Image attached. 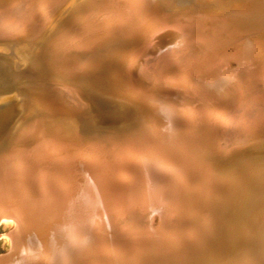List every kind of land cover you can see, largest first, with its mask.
<instances>
[{
  "label": "bare ground",
  "instance_id": "1",
  "mask_svg": "<svg viewBox=\"0 0 264 264\" xmlns=\"http://www.w3.org/2000/svg\"><path fill=\"white\" fill-rule=\"evenodd\" d=\"M162 1L166 10H182L163 13L155 0H73L70 16L54 23L31 54L46 82L24 89L45 115L72 124L83 107L81 91L73 87L100 83L139 104L147 122L142 132L135 128L137 134L130 130L120 140L83 137L86 142L84 129L80 141L74 132L79 129L75 136L57 126L45 129L42 116L20 128L0 152V225L15 227L6 234L13 246L5 264L24 258L39 264H258L264 257L245 255L243 237L256 229L264 235V210H251L261 214L254 221L246 202L247 216L230 229L238 250L217 259L207 242L220 196L216 184L224 173L214 168L215 158L264 147V0H217L210 8L198 4V10ZM53 5L0 0V38L19 39L29 28L44 26ZM0 72L12 86L14 73L5 63ZM94 187L101 190L93 196L98 205L86 198ZM135 206L150 218L130 212ZM94 208L105 216L82 221V213ZM116 225L123 240L109 231ZM127 240L133 241L130 250Z\"/></svg>",
  "mask_w": 264,
  "mask_h": 264
},
{
  "label": "rangeland",
  "instance_id": "2",
  "mask_svg": "<svg viewBox=\"0 0 264 264\" xmlns=\"http://www.w3.org/2000/svg\"><path fill=\"white\" fill-rule=\"evenodd\" d=\"M49 1L51 2V5L56 4L55 5L56 8L53 5L52 6V11H49V10L46 11L47 15L48 14L49 15L47 17L48 19H44V20L47 21V22L45 21V24H44V26L45 25L46 26L45 27L43 25L39 26L40 29H42L41 31L38 29L39 27L38 28L32 27V28H29L31 30L28 29L25 32L20 33L21 35H20L19 39L7 38V41H6V39L0 38V62L5 63L7 69H10L11 72L14 73L12 75V79H13L14 84L12 86H10V85H8V82H7L8 75L5 73L7 75V77L4 74L1 76L2 72H0V76H1L0 77V114H1L0 118L3 117V120L0 119V135L2 136V133H3V137L0 136V152H1V150H3V148H5L6 146H8L10 144V142L14 138V135L17 133V131H19L20 128H23L26 125H29L30 122H31L30 124H32L35 120H41L42 119L41 116L43 117L44 125L46 124V126H44L45 129H47V128L48 129H54V127L57 126V128L62 129L63 132H65L67 134H73V135L75 133H72V132L74 130H78L79 129V132L78 131H74V132L78 133L76 136H79L80 133L82 134V130L81 129H84L83 131H85V132H83V134L81 135V138L83 139V141H85L84 138L86 139V141H88L89 137H91V138L95 137V138L104 139V138H107L108 135L116 137L117 139L120 140L121 138H123L125 136V134L131 133L132 131H133L132 135L137 134L138 131L140 133L141 130H139V129H141V127L142 128L146 127L145 122H147V121H145V117H146V120H147V114L145 116V114H144L145 111H143L142 107L139 104L134 103V101L126 99L122 95H119V93L117 94V92L113 91L109 84H104L103 85V84L98 83V84H94L92 86H88V85H84V84H81V85L78 84L79 85V86L77 85L78 87L77 86L73 87L76 90V93L77 92L79 93V90L81 91V93H79L78 96H79V100L81 101V102L80 101L79 102H80V104H82L81 107L82 106L83 107H82V112H80V114L76 118V121L72 122V124L70 123V121L67 122L66 119H62V118L60 119V118H57V117L45 115L46 111L41 109L39 104H38V102L36 100H34L29 94H27L29 92V91L26 92L27 88L29 90L30 88H33L34 84L42 85V83L46 82L45 79L40 76V74H41L40 71H38V69L35 68L32 65V61H31L32 55L31 54H33L36 51L35 49H38L39 47H41L42 39H44L46 32H48V30L50 29V27L52 25H54V23L56 24L57 21L60 22L61 20L65 19V18L67 19L70 16L68 14V11H69L68 8H71L72 3H73V0H58V1L54 0L55 3H54L53 0H49ZM155 1L158 2L159 6H160V9L162 10L163 13H166L168 11L169 12L170 11L173 12V11L182 10V9L178 10V8L174 9V10H172V9H170V10L167 9L166 10V6H165V4L163 3L162 0H155ZM172 1H173V3L175 5L178 4L177 6H179V7H186L184 9H197L198 10V8H201L200 6H198V4H200V5L202 4L203 5L202 6L203 9L206 8V5H208L209 8H210L211 5L213 4V2L217 1V0H207V1L206 0H202V1L201 0L200 1L199 0H194V1L193 0H191V1L190 0H186L185 2L183 0H172ZM188 1H189V3H188ZM208 1H210V2H208ZM57 4L59 5V7H58ZM188 4H190V5H188ZM204 5H205V7H204ZM67 6H70V7L67 8ZM65 9H67V10H65ZM61 15H63V16H61ZM34 28H36L35 29L36 31L33 30ZM27 32H28V34H27ZM30 33H31L32 36L31 35L29 36ZM27 37L28 38L30 37V38L28 39ZM28 40H29V42H28ZM218 53L221 54L220 52H218ZM2 63H0V64H2ZM3 78H5V79H3ZM3 80H4V82H3ZM26 83H27V85H26ZM20 86H22L23 88L20 87ZM25 87H26V89H24ZM106 94H108V95H106ZM27 100H28L29 104H28V102H26ZM24 101H25V103H24ZM129 104H131V105H129ZM30 108H31V110H30ZM22 111L24 113H22ZM20 115H21V117H20ZM35 117L39 118V119H35ZM18 118L20 120H18ZM136 118H138V119H136ZM46 119H47V122H46ZM122 122H124V123H122ZM47 123H51V124L49 125ZM67 123H69V124L67 125ZM53 124H54V126H51ZM56 124H58V125H56ZM74 125H76V126H74ZM17 126H18V128H16ZM64 126H66V127H64ZM143 126H145V127H143ZM138 127H140V128H138ZM66 128H68V129H66ZM73 128H75V129H73ZM135 128L136 129L138 128L137 129L138 131ZM64 129L67 130V131H65ZM130 130H131V132H130ZM143 130L144 129H142V131ZM86 131H88L89 133L93 134L94 136L91 135V134H88V132H86ZM91 131L97 132L96 135H95V133H93ZM134 131H137V132L134 133ZM101 132H103L106 135L102 134ZM107 132H108V134H107ZM86 133L88 135H85ZM112 133H115V134L111 135ZM100 134H102V135H100ZM83 135H85L86 137L83 136ZM78 138L80 139V136ZM80 141H81V139H80ZM1 143H3V144H1ZM34 146L38 147V145L35 144V143H34ZM215 159H217L216 161H218L220 163L218 164L215 161V165H214L215 167L214 168H216L217 165H219L220 170H222L224 168L223 171H221V173H220V176H221V174L223 172L226 173V174L223 173V176H222L223 179H225L226 176L230 173L229 170L232 171V170H236L237 169L238 172H239L242 169V171L245 173V174H243L242 171L237 173V170L236 171H232V173L236 172V174L233 173L235 176L233 174H229L230 176L228 175L225 180L222 179L221 181L218 182V187H219L218 193H220V196L217 197L218 199L214 203L215 204V208H216L214 210L215 211L214 213L216 214V218H214V216H213V223H214V230L221 237L219 238V236H218L216 239H214L215 241H214V245H213L212 249L215 252V254H219V253H222L221 252V251H223L222 249L225 250L226 247L229 245L230 240L228 238V236H229L228 235V233H229V228L228 227H230L231 225H235V226L237 225L238 226L237 223H238V221H241V218H242L241 215L243 214L242 205L245 202L256 203L255 201H259L260 204L257 202V204L259 205L257 208L258 209L261 208L262 210H264V208H262V207H264L263 206L264 205V197L260 195L262 192H263L262 194H264V181H263L264 180V147L260 148L258 151L244 153L241 156L239 155V156H236V157H233V158L223 159L224 162L218 160V158H215ZM82 160H83V158H82ZM30 161L33 162V163H31L32 166L36 165V163L32 159H30ZM239 166H242V167L246 166L248 168L245 167V169L243 170V168H240ZM254 168H255V172H254ZM249 169H251V170H249ZM246 171H249L250 174H249V172L247 173ZM252 172H253L254 176H253ZM237 174H239V175L237 176ZM250 175H252V177ZM228 179H230V180H228ZM218 180H220V179H218ZM245 180H248V181H245ZM226 181H227V183L229 185H227V187H224L226 185H224L223 183H226ZM240 181H243V182H240ZM260 181L261 182L263 181L262 182L263 184ZM118 182L121 183V181H118ZM120 183H119L120 186L123 185L122 183L121 184ZM237 184H239V185H237ZM221 185L222 186L224 185V186L222 187ZM230 186H231V188H230ZM244 186L248 190L246 188H244ZM250 186L253 187V188H251ZM242 187L245 189V191H244V189L242 190ZM233 188H235V190ZM236 190H237V192H236ZM233 191H235L237 194L235 192L230 194V192H233ZM245 192H246V194L244 195L243 193H245ZM95 193H98V194H95ZM99 194L101 195V192L99 193V192L96 191V192H94L92 194V197L93 196L98 197ZM229 194H230V196H229ZM232 194H234V196H231ZM235 195H236V197H235ZM242 195H244V196H242ZM87 197H89V196L86 194V198ZM96 197H93L95 204H97L100 201ZM261 197H263V199ZM234 198H236V199H234ZM95 199H98L99 201L98 200L95 201ZM256 199H258V200H256ZM219 200H220V203H219ZM261 200L263 202H261ZM225 203H227V204H225ZM138 207L135 206V208H134L135 211H137V209H138V211H137L138 215H140V216L144 215V216H146V218L147 217L150 218V215L145 213L146 210H145V212H143L144 208H143V210H140V211H142V213H141L139 211V208H141V207H139V208ZM224 210H226V211H224ZM102 211L99 209L98 212H97V210H96V214H98L96 216L97 217H101L99 215H103V217H104L105 215H104V212H102ZM223 213H225V214H223ZM263 213H264V211H263ZM147 215H149V216H147ZM224 215H226V216L224 217ZM260 215L261 214H258L257 212L253 213L254 221H256V219H259ZM215 219L217 221L218 220L219 221L217 222V221H215ZM221 219H222V222L220 221ZM149 220L151 221V219H149ZM223 220L225 221L224 223H223ZM260 220H261V218L259 219V221ZM152 223H153V221H152ZM155 223H156V221H154V224ZM227 223H228V225H226ZM3 224L0 225V235H2L0 237V256H3L5 254L7 255V254H9L11 252V250H12L11 247L13 246V244L9 240L11 238H9L7 235L10 234L11 231L13 232V229H15V227H13L14 224L13 225L7 224V223L4 224V225ZM113 228L114 229L116 228L115 229L116 232L113 231ZM113 228H112V235L115 234V235H113V236H115V238L123 240L124 238H122V237H125V236L123 235L121 229L119 227H117V225L113 226ZM239 228H241V227H239ZM219 230L221 231V233L219 232ZM236 234L238 235L237 237H239V239H240V236H242V235H240L241 234V229L236 230ZM248 236L249 235L246 234L243 237L245 240L242 239L243 243H245V245H246V249H245V253L246 254L245 253L244 254L247 255V256H248V254L254 256V255L258 254V253L264 252V237H261V238L253 237L254 238V240H253V238H252L253 235H250L249 237ZM38 237H40L39 239L43 241V238L41 239L40 234H38ZM223 238L225 239L224 241H223ZM255 240H256V243L254 242ZM11 241H12V239H11ZM248 244H250V245H248ZM252 244H254V247H253ZM251 245H252L253 251H252V249L251 250L249 249L251 247ZM231 247L233 248V250L234 249L238 250L237 249L238 247L235 246V245H234V247H233V245ZM247 250H248V252H247ZM251 252H253V253L257 252V253H254V255H253V253L251 254ZM230 258H231V256H230ZM232 258H233V256H232ZM262 260H264V258ZM252 261H253V259H252ZM38 262H39L38 260H36V261L32 260L29 263L30 264H39ZM261 262H263V261H261ZM250 263H251V260H249L248 264H250Z\"/></svg>",
  "mask_w": 264,
  "mask_h": 264
},
{
  "label": "water",
  "instance_id": "3",
  "mask_svg": "<svg viewBox=\"0 0 264 264\" xmlns=\"http://www.w3.org/2000/svg\"><path fill=\"white\" fill-rule=\"evenodd\" d=\"M212 168V169H211ZM211 168H208V169H210L209 171H212L213 170V167L211 166ZM119 185V184H118ZM216 188H217V190L219 189V187H218V184H216ZM96 191H99V193L101 192V190H99V188H97V187H94V189L90 192L91 194L90 195H88L89 197L88 198H92V194L94 193V192H96ZM93 199V198H92ZM94 200V199H93ZM259 205L257 204V203H249V202H246V209H249L250 210V212H252L251 214H250V217H252V215H253V211H251L254 207L255 208H257ZM244 207V204L242 205V208ZM11 209V208H10ZM96 210H97V208H96ZM96 210H95V208L93 209V210H85L84 211V213H82V215H81V217L83 218V220L82 221H84L85 223H87L88 221H89V223L90 222H92V219H95V217H96ZM249 210H248V214H249ZM11 211H12V209H11ZM10 211V212H11ZM130 212H132V213H134L137 217H139L140 215H138V212L137 211H135L134 210V208L133 209H130ZM12 214V213H11ZM14 214V213H13ZM247 216V211H244L243 210V214L241 215V217L244 219L245 217ZM242 218H241V220H242ZM238 220V219H237ZM83 223V222H82ZM89 223H87V224H89ZM234 225H231L230 227H228L229 228V233H228V238H229V240H230V229L233 227ZM86 227V226H85ZM113 227V226H112ZM33 229V228H32ZM213 230H214V224H213ZM109 231H111L112 232V229H110ZM256 231V233H254V234H252L253 235V237H257V238H261V237H264V235H262L261 234V230H255ZM232 232H233V228H232ZM218 233L214 230V232L211 234V236H210V238L208 239V243H209V250H212V252H213V254H215V252L213 251V245H214V239H216L217 237H218V235H217ZM157 236H158V234H156V233H154V237L155 238H157ZM154 237H152V238H154ZM149 238L150 237H148V236H145L144 238H143V240H145L146 242L149 240ZM158 240L160 239V238H157ZM160 241V240H159ZM153 242H155L156 243V245L157 244H159L160 242H158L157 240H155V241H153ZM132 244H133V241L132 240H127V245H126V248L127 249H132L133 247H132ZM231 241L229 242V245L227 246V248L224 250V249H222L223 251H221L222 253H220V254H215V256H216V258L217 259H220L221 257L224 259L225 258V256H228V255H230L233 251H232V249L233 248H231ZM241 245H243V243L241 244ZM246 247V246H245ZM11 252H12V250H11ZM11 252L9 253V254H7V255H3V256H0V264H5V262L6 261H8L9 260V257H11ZM45 253H47V252H45ZM50 253H52V251L50 252ZM262 256V258L261 259H263L264 257H263V254L261 255ZM208 257H206V259H207ZM205 259V258H204ZM33 259H26V258H24V259H22V261H21V264H30L29 262H31ZM206 261V260H205ZM261 261H263L264 262V260H260V261H258V264H263V262H261ZM252 262V261H251ZM206 264H208L209 262H205Z\"/></svg>",
  "mask_w": 264,
  "mask_h": 264
}]
</instances>
